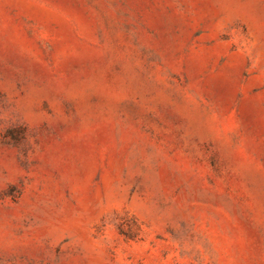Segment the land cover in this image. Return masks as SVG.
<instances>
[{
  "label": "rangeland",
  "instance_id": "1",
  "mask_svg": "<svg viewBox=\"0 0 264 264\" xmlns=\"http://www.w3.org/2000/svg\"><path fill=\"white\" fill-rule=\"evenodd\" d=\"M0 264H264V0H0Z\"/></svg>",
  "mask_w": 264,
  "mask_h": 264
}]
</instances>
